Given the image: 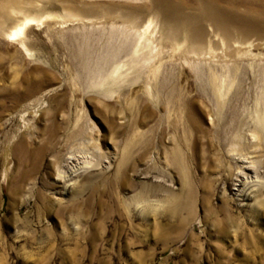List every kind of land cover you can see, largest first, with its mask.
Here are the masks:
<instances>
[{"label": "rangeland", "instance_id": "obj_1", "mask_svg": "<svg viewBox=\"0 0 264 264\" xmlns=\"http://www.w3.org/2000/svg\"><path fill=\"white\" fill-rule=\"evenodd\" d=\"M5 1L0 264H264V185L242 201L231 154L264 173V40L236 28L264 0ZM158 6L177 30L143 38ZM78 147L100 161L64 190Z\"/></svg>", "mask_w": 264, "mask_h": 264}, {"label": "bare ground", "instance_id": "obj_2", "mask_svg": "<svg viewBox=\"0 0 264 264\" xmlns=\"http://www.w3.org/2000/svg\"><path fill=\"white\" fill-rule=\"evenodd\" d=\"M9 1L10 0L5 1L4 11L7 13L8 16H11L13 13L19 10L20 6L19 8H17L16 3L11 4V2ZM71 12H70L71 16H79V15L81 16V13H78V11L73 13ZM36 20L38 19L34 16H25L23 20V26H20L19 28L13 30L11 35L13 37L20 36L23 33L24 25L32 24L34 23V21L36 22ZM223 21H228V23H232L235 20L224 18ZM236 22H237L236 28H238L239 31L242 32V34L239 35V37L242 38L243 41H248L252 34L257 35V37L260 40H264V27H262L264 25V20H261L260 22L251 23L247 18H245V19H240ZM222 25H224V23H222ZM218 29L225 31V27H220ZM176 30L177 28L173 19L167 16L164 7L158 6V8L156 7L155 9L154 18L150 19L145 25L142 31V36L143 38H145L144 35L148 33L152 39H155L156 41L157 40L161 41L165 34L167 36H170ZM158 33L160 35H158ZM223 34L226 35L224 32ZM206 38H207V33L203 30V28L192 29L189 34V42L192 45V52L196 54L200 52H204L206 49L205 48ZM258 139L259 137L257 138V140ZM231 154L233 155L234 160L237 163H239V168H240L235 184L238 186L237 188L238 194L241 197L242 201H248L250 198L253 197L252 193H255L256 190H258L261 186L264 185V182L262 181L263 179L261 180L264 173L259 169L258 159L254 158L253 154L251 153L240 154L239 152L236 153V151H233ZM98 159H99L98 154H94V155L93 153L89 154V152H86L84 149L79 147L73 148L69 151L68 157L65 160L62 161L55 160L56 179L62 182L63 189L67 190L70 188L71 184H74V182H76L75 180L73 181V179L77 176L82 175V172H84L86 168L89 167V165L93 163H98V161H100V159L99 160ZM257 206L258 207L262 206V208L264 209V204L261 202L258 203ZM230 219L231 217L228 218V221ZM236 221H237L236 219L233 220L234 223H236Z\"/></svg>", "mask_w": 264, "mask_h": 264}]
</instances>
